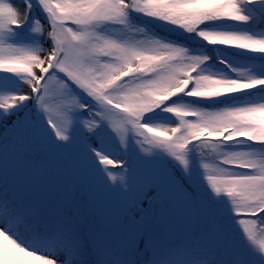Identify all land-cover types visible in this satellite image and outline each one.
I'll list each match as a JSON object with an SVG mask.
<instances>
[{
	"label": "snow or ice",
	"instance_id": "snow-or-ice-1",
	"mask_svg": "<svg viewBox=\"0 0 264 264\" xmlns=\"http://www.w3.org/2000/svg\"><path fill=\"white\" fill-rule=\"evenodd\" d=\"M0 264H264V0H0Z\"/></svg>",
	"mask_w": 264,
	"mask_h": 264
}]
</instances>
